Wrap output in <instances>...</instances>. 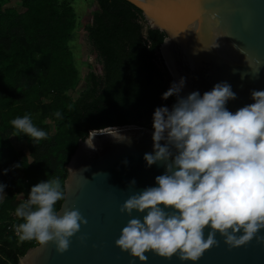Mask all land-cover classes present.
Segmentation results:
<instances>
[{
  "label": "trees",
  "instance_id": "obj_1",
  "mask_svg": "<svg viewBox=\"0 0 264 264\" xmlns=\"http://www.w3.org/2000/svg\"><path fill=\"white\" fill-rule=\"evenodd\" d=\"M79 1L17 0L9 7L0 0V183L6 185L0 192V264H17L39 244L19 241L14 226L23 221L13 217L15 208L40 181L58 178L65 192L66 165L90 130L152 127L155 108L171 110L177 99L161 98L173 82L160 51L165 32L150 28L127 0H94L84 31L100 71H87L74 98L81 79L72 47ZM25 114L45 139L32 143L26 134L13 135L10 121Z\"/></svg>",
  "mask_w": 264,
  "mask_h": 264
},
{
  "label": "clouds",
  "instance_id": "obj_2",
  "mask_svg": "<svg viewBox=\"0 0 264 264\" xmlns=\"http://www.w3.org/2000/svg\"><path fill=\"white\" fill-rule=\"evenodd\" d=\"M185 83L184 77L173 81L161 98L175 95L176 102L171 110L156 107L152 115L153 152L145 153L144 160L148 167L162 162L164 173L155 177L157 186L132 194L121 205V212L130 217L134 210L143 215L128 220L115 244L140 261L153 252L195 262L218 243L217 233L230 247L253 237L264 242V235H259L264 229V90H252L254 103L233 113L226 104L236 93L226 81L203 95L197 90L181 96ZM10 124L13 135L26 134L32 143L47 136L33 125L29 114ZM104 129L90 130L83 138L85 145L95 149L98 134L129 140L118 127ZM135 183L132 180L130 185ZM5 187L0 183V192ZM64 199L58 178L33 185L27 199L15 208L16 217L23 221L15 226L19 241L40 245L53 241L59 252L67 250L70 238L87 221L78 209L57 211L54 206Z\"/></svg>",
  "mask_w": 264,
  "mask_h": 264
},
{
  "label": "water",
  "instance_id": "obj_3",
  "mask_svg": "<svg viewBox=\"0 0 264 264\" xmlns=\"http://www.w3.org/2000/svg\"><path fill=\"white\" fill-rule=\"evenodd\" d=\"M127 1L142 11L150 28L165 32L160 51L173 81L185 78L181 96L197 90L203 95L226 81L236 93L226 107L235 113L254 103L252 90H264V0ZM113 127L129 140L98 134L95 149L80 140L66 165L65 199L58 211L78 209L87 223L70 238L67 250L59 252L53 241L37 244L17 264H264V242L253 237L244 245L230 247L219 233L218 243L195 262L153 252L140 261L122 251L115 244L121 229L129 219H142L143 214L134 210L130 217L121 212V205L132 194L157 186L155 177L165 167L162 162L148 167L144 160L145 153L153 152L152 127ZM132 180L135 186L130 185ZM259 235H264V229Z\"/></svg>",
  "mask_w": 264,
  "mask_h": 264
},
{
  "label": "rangeland",
  "instance_id": "obj_4",
  "mask_svg": "<svg viewBox=\"0 0 264 264\" xmlns=\"http://www.w3.org/2000/svg\"><path fill=\"white\" fill-rule=\"evenodd\" d=\"M7 6L15 7L17 5V0H5ZM96 3L94 0H80L77 7L79 22L76 28L75 37L72 41L73 51L76 56L77 65L81 68V79L76 86L75 90L71 92L74 98L78 97L85 85V75L89 69L100 71V63L95 58L92 53L90 44L87 42L86 33L84 31V26L90 20L91 10L94 8ZM17 176H23L22 167L17 168Z\"/></svg>",
  "mask_w": 264,
  "mask_h": 264
},
{
  "label": "built area",
  "instance_id": "obj_5",
  "mask_svg": "<svg viewBox=\"0 0 264 264\" xmlns=\"http://www.w3.org/2000/svg\"><path fill=\"white\" fill-rule=\"evenodd\" d=\"M26 200V199H25ZM13 217H15V214H13ZM12 227V226H11ZM14 233H15V226H14ZM15 235H16V233H15ZM17 236V235H16Z\"/></svg>",
  "mask_w": 264,
  "mask_h": 264
}]
</instances>
